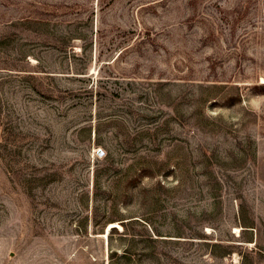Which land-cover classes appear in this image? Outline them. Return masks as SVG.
Here are the masks:
<instances>
[{"label": "rangeland", "instance_id": "obj_1", "mask_svg": "<svg viewBox=\"0 0 264 264\" xmlns=\"http://www.w3.org/2000/svg\"><path fill=\"white\" fill-rule=\"evenodd\" d=\"M0 264H264V0H0Z\"/></svg>", "mask_w": 264, "mask_h": 264}, {"label": "bare ground", "instance_id": "obj_2", "mask_svg": "<svg viewBox=\"0 0 264 264\" xmlns=\"http://www.w3.org/2000/svg\"><path fill=\"white\" fill-rule=\"evenodd\" d=\"M113 228H122L121 224H118L117 222H112L109 224L106 233L104 234V236H108L109 233L112 231Z\"/></svg>", "mask_w": 264, "mask_h": 264}]
</instances>
